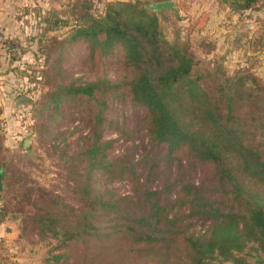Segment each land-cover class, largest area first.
<instances>
[{
	"label": "trees",
	"instance_id": "16d2710c",
	"mask_svg": "<svg viewBox=\"0 0 264 264\" xmlns=\"http://www.w3.org/2000/svg\"><path fill=\"white\" fill-rule=\"evenodd\" d=\"M258 3L231 4L250 10ZM80 20L59 41L57 72L47 76L44 97L50 127L66 117L64 105L89 125L86 147L70 159L79 204L39 190L43 202L29 219L42 239L58 240L57 249L84 243L81 260L89 264L99 261H88V248L108 257L122 252L125 260L147 256L156 264H254L245 255L254 244L264 258V88L257 77L195 73L190 45L170 42L158 14L140 0L111 3L104 15L87 13ZM77 43L84 44L92 68L116 59V78H65L60 59ZM119 102L143 109L153 157L110 156L113 142L105 129L125 130L110 115ZM172 164L178 175L153 185ZM124 178L132 194L109 187ZM53 259L64 260L65 253Z\"/></svg>",
	"mask_w": 264,
	"mask_h": 264
},
{
	"label": "rangeland",
	"instance_id": "374dc122",
	"mask_svg": "<svg viewBox=\"0 0 264 264\" xmlns=\"http://www.w3.org/2000/svg\"><path fill=\"white\" fill-rule=\"evenodd\" d=\"M118 1L135 0H0V167L5 174L0 200V259L4 264H77L81 260L84 243L57 249L58 240L42 239L36 222L29 219L37 202H43L37 200L39 190L79 204L71 189L74 175L70 174V159L86 147L83 137L89 134V125L67 105L61 111L66 117L50 127L53 122L44 110V97L49 90L47 76L57 72L53 63L59 61V41L81 22V15H104L109 5ZM140 1L146 5L165 0ZM172 1L176 10L159 13L160 26L170 42L190 45L197 61L195 73L222 79L247 74L257 77L264 88V0L250 10L233 6L237 0ZM60 63L65 78L92 79L105 73L114 79L120 72L113 58L92 68L82 43L67 49ZM142 114L143 109L130 102H119L110 110L119 126L125 127L122 132L115 127L104 131V137L113 142L109 150L112 158L125 153L136 160L154 156V148L144 136ZM138 168L143 170L142 165ZM161 170L153 185L178 175L176 164ZM193 179L199 180V174ZM109 187L119 194H132L129 178L115 179ZM27 192L31 193L29 202ZM253 245L247 247L245 255L254 264H262L264 258ZM104 251L88 248V261L93 257L98 264H156L147 256L125 260V256L119 257L122 252L108 257ZM61 252L65 261L56 262L53 256ZM79 264L89 262L81 260Z\"/></svg>",
	"mask_w": 264,
	"mask_h": 264
},
{
	"label": "water",
	"instance_id": "95a60500",
	"mask_svg": "<svg viewBox=\"0 0 264 264\" xmlns=\"http://www.w3.org/2000/svg\"><path fill=\"white\" fill-rule=\"evenodd\" d=\"M145 7L151 11L155 12L157 14L166 11V10H172L175 11V2L172 0H165V1H157V2H151L147 3ZM4 189V183H3V175L0 173V200L2 199V191Z\"/></svg>",
	"mask_w": 264,
	"mask_h": 264
}]
</instances>
